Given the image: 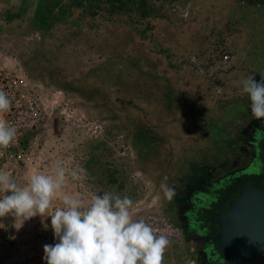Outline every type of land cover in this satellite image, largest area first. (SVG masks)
<instances>
[{
  "label": "rangeland",
  "instance_id": "rangeland-1",
  "mask_svg": "<svg viewBox=\"0 0 264 264\" xmlns=\"http://www.w3.org/2000/svg\"><path fill=\"white\" fill-rule=\"evenodd\" d=\"M255 3L0 0V58L27 75L44 108L29 160L12 177L23 185L30 174L43 173L41 151L59 131L56 107L68 96L86 118L102 122L108 135L127 137L135 166L151 179V195L163 211L175 219L188 196L201 198L187 215L205 224L212 204L241 170L254 164L263 171L264 150L253 163L250 142L253 127L264 119L252 117L246 96H235L242 78L254 74L259 81L264 69L263 57L257 69L245 58L254 33L264 41L257 27L262 11L251 9ZM225 51L239 61L223 64ZM253 140L264 144V136ZM225 176V182L213 183L215 195L202 191ZM3 223L10 225L12 218ZM41 228L34 217L19 230L0 229V264H44ZM189 237L184 248L196 255ZM206 244L207 250L214 247ZM215 256L220 258L218 251Z\"/></svg>",
  "mask_w": 264,
  "mask_h": 264
},
{
  "label": "clouds",
  "instance_id": "clouds-1",
  "mask_svg": "<svg viewBox=\"0 0 264 264\" xmlns=\"http://www.w3.org/2000/svg\"><path fill=\"white\" fill-rule=\"evenodd\" d=\"M260 76L259 81L252 74L239 82V93L247 97L250 114L258 120L264 119V74ZM9 106L8 95L0 91V112ZM16 131L0 120V146L9 145ZM83 171L70 175L79 180ZM65 176V168L58 163L54 175L33 173L21 185L0 169V229L19 230L25 222L40 217L42 227L51 228L54 235V243L43 246L45 264H161L170 241L156 234L144 218L132 217V201L127 196L103 191L91 193L85 202L78 195L63 193ZM160 187L165 196H171L165 182ZM57 193H61L60 207L53 205ZM5 217L12 218L10 225L3 223ZM49 218L50 223L45 222Z\"/></svg>",
  "mask_w": 264,
  "mask_h": 264
},
{
  "label": "built area",
  "instance_id": "built-area-1",
  "mask_svg": "<svg viewBox=\"0 0 264 264\" xmlns=\"http://www.w3.org/2000/svg\"><path fill=\"white\" fill-rule=\"evenodd\" d=\"M231 59L232 56L227 51L221 57L223 64H228ZM192 61L195 63L196 59L193 58ZM0 91H4L10 99L8 110L0 112V120L17 130L9 145L0 146V169L15 176L29 160L31 141L42 125L44 108L38 89L30 83L27 75L18 67L8 68L2 58ZM56 112L60 118L59 131L52 132L43 145L41 151L43 173L48 174L50 171L54 174L59 163L66 170L63 188L69 190L70 195H78L85 202L91 193L103 191L127 196L132 201L130 208L132 217L144 218L152 225L156 234L167 236L170 243L165 251L174 245L184 243L187 237L184 230L156 203V198L151 195L152 188L146 174L135 166V156L127 137L123 134L108 135L102 122L86 118L75 100L68 96L62 98ZM98 142L105 144L108 151L106 164L109 173L104 185L98 184L86 169L88 162L99 155V149L94 146L98 145ZM80 169L84 170L80 173L82 178L74 180L70 173L79 172ZM53 205L62 206L60 198L53 200ZM45 222L50 223V218ZM37 235L39 241H43V246L54 243L51 228L45 230L42 227Z\"/></svg>",
  "mask_w": 264,
  "mask_h": 264
},
{
  "label": "water",
  "instance_id": "water-1",
  "mask_svg": "<svg viewBox=\"0 0 264 264\" xmlns=\"http://www.w3.org/2000/svg\"><path fill=\"white\" fill-rule=\"evenodd\" d=\"M264 163V155L262 158ZM218 232L198 239L215 242L229 264H264V188L249 183L216 219Z\"/></svg>",
  "mask_w": 264,
  "mask_h": 264
},
{
  "label": "trees",
  "instance_id": "trees-1",
  "mask_svg": "<svg viewBox=\"0 0 264 264\" xmlns=\"http://www.w3.org/2000/svg\"><path fill=\"white\" fill-rule=\"evenodd\" d=\"M255 132H256L255 133L256 139L257 137L259 138V136H264V127L256 129ZM252 145L256 153L257 152L259 153L261 150H264L263 148L264 144L263 145L259 143L256 144L255 141L253 140ZM241 171H242L241 173L243 174L239 175L240 177H238L234 183L229 184L225 188V190L220 194L218 201L212 204V213L210 215H207L205 224H201L198 222L193 223L190 221V219L188 220V225L190 226V228L196 231L200 236L209 237L215 235L218 232V227L216 225L217 217L227 212L229 202L239 197V191L243 187H245L249 183H254L257 186L264 188V163H263V171L261 172L258 171L257 169H254V164L249 168ZM247 171L250 172L252 171L254 173H252L251 175L245 174V172ZM230 174H234V173H230ZM225 179H227V176H225L224 178L218 181H215L214 183L216 184V183L225 182ZM216 192L217 191L215 189L211 188V190L207 192V194L215 195ZM194 205L195 204L191 205L190 208L193 207ZM188 211L190 212L191 210ZM213 243H214V247H211L206 251V258L208 262L207 264H229L225 256H223V254L221 253L219 246L215 242ZM217 251L220 255V258L219 257L216 258L215 256L217 254Z\"/></svg>",
  "mask_w": 264,
  "mask_h": 264
},
{
  "label": "crops",
  "instance_id": "crops-1",
  "mask_svg": "<svg viewBox=\"0 0 264 264\" xmlns=\"http://www.w3.org/2000/svg\"><path fill=\"white\" fill-rule=\"evenodd\" d=\"M256 2L255 4L252 5V10L256 9L258 11H262L261 16L259 17L260 21H258V29L264 30V0H253ZM258 19V20H259ZM262 38L259 36V34L254 33L252 35V38L250 40V43L248 44V47H246L248 50L246 52V57L245 58H250L251 62H253L256 65V69L258 68V63H262V59L260 57L264 58V45L263 49L261 50L258 47V42L261 41ZM264 44V41L262 42ZM232 59L228 62V64L235 63L239 61V57H236L234 55H231ZM213 69H211V72H213ZM261 73L264 74V69L261 70ZM95 148L99 149V155L96 156L95 158L91 159L87 166L86 169L88 173L95 178L98 184L104 185L107 182L108 179V173L109 171L107 170V156H108V151L103 143L94 144ZM145 173V172H144ZM48 174H52L50 171ZM54 175V174H53ZM148 180L150 179L149 176L146 174ZM151 181V179L149 180ZM152 182V181H151ZM63 193L66 194H71V192L65 188L62 189ZM61 193H57L56 196L53 198V200L58 199L60 197ZM185 244H177L171 247L170 249L166 250L163 253V258L161 264H198L196 262V255L193 254V250L189 251L192 253V255L188 254V251L185 250L184 248Z\"/></svg>",
  "mask_w": 264,
  "mask_h": 264
},
{
  "label": "flooded vegetation",
  "instance_id": "flooded-vegetation-1",
  "mask_svg": "<svg viewBox=\"0 0 264 264\" xmlns=\"http://www.w3.org/2000/svg\"><path fill=\"white\" fill-rule=\"evenodd\" d=\"M262 127H264V124L256 125L252 129L253 137L251 138V142H250L251 145L250 146H251V152H252V156H253V163H254V160L256 159V156H257L258 152L256 153L254 151V148H253V145H252V141L256 137L255 130L259 129V128H262ZM213 183L214 182H210V183L208 182L207 185H206L207 186L206 189L202 190V191L205 192V193L209 192L211 190V188H212ZM237 198H235V199H237ZM202 201L203 200H201V198H193V196L192 197L188 196L186 198V200L183 202V204H181V206H182L181 209H179L177 211V214H175V220L182 227V229L184 230L185 234L189 235L190 236L189 238H192V240L195 242V244L197 246L195 252H196V255L198 256V260H199L200 264H207V258H206L207 249L206 248L207 247L209 248V246H207L206 242H209V241H206L205 239H198L197 238L200 235L196 231L191 229L190 226L188 225L189 218H188V215H187L188 212H189L188 210H189L191 205L196 204V203H201Z\"/></svg>",
  "mask_w": 264,
  "mask_h": 264
}]
</instances>
